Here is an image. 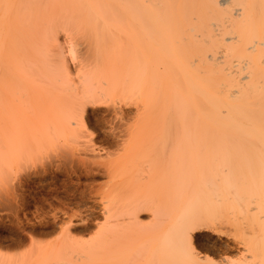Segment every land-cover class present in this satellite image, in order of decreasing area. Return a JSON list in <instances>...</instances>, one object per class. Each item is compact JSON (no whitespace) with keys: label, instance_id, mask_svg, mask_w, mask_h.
<instances>
[{"label":"bare ground","instance_id":"6f19581e","mask_svg":"<svg viewBox=\"0 0 264 264\" xmlns=\"http://www.w3.org/2000/svg\"><path fill=\"white\" fill-rule=\"evenodd\" d=\"M101 105L126 122L104 220L0 264H264V0H0V174L93 138Z\"/></svg>","mask_w":264,"mask_h":264},{"label":"rangeland","instance_id":"374dc122","mask_svg":"<svg viewBox=\"0 0 264 264\" xmlns=\"http://www.w3.org/2000/svg\"><path fill=\"white\" fill-rule=\"evenodd\" d=\"M100 107L95 112H91V117L89 115L87 120L88 132L93 134V138L82 140V144L77 143L78 145L75 142L72 143L73 141L67 142L65 139L58 140L50 150H43V154L35 156L32 161L23 166V169L18 168L13 173L1 172L0 258L2 256L21 257L31 252L35 245L38 247L54 245L65 237L63 235H66L68 230L69 235H67L69 239L72 237L71 240L73 236L83 241L89 240L95 232V226L104 220L105 215L102 204H100L99 193L96 191L98 186L105 185L110 180L103 170V165L105 166L110 160L116 158V154L119 156L121 153V144L124 146L126 137L119 127L125 125L126 122H121L117 118L112 106L101 105ZM136 109L137 105L128 108L127 119L137 116L138 110ZM160 122V116L156 115L148 125L146 123L144 130L141 129L143 131L141 140L148 139L151 133L159 127ZM133 153L129 161H132L134 157L133 162L135 161L137 166L144 165L147 169L149 165L144 163L148 160L145 158L146 153L145 156L142 151L138 154ZM234 156L242 157L240 154ZM86 164L92 172L89 169H87L89 172L86 170L87 167L84 166ZM44 166L45 169H43ZM140 169L139 174L142 177L144 174L147 176L146 169L144 170L146 172ZM128 171L129 166L123 169V172ZM148 189L145 188V195L150 198L154 197L155 192H149ZM152 214L149 211L141 214V224L153 225ZM228 230L227 227H223L221 232L204 230L210 238L206 241L208 246L205 245L208 250L202 248L206 252L202 251L203 254L210 252L211 255L215 253L214 256H217L221 245L230 242L232 246L233 239ZM209 248L218 251L214 250L213 253L209 251ZM49 264L59 263L56 260H50Z\"/></svg>","mask_w":264,"mask_h":264},{"label":"snow or ice","instance_id":"6c2138e0","mask_svg":"<svg viewBox=\"0 0 264 264\" xmlns=\"http://www.w3.org/2000/svg\"><path fill=\"white\" fill-rule=\"evenodd\" d=\"M209 264H212V262L210 261Z\"/></svg>","mask_w":264,"mask_h":264}]
</instances>
